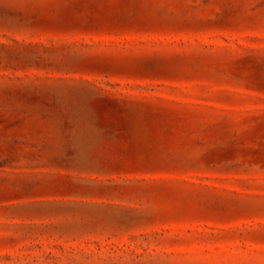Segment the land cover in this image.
Masks as SVG:
<instances>
[{
    "label": "rangeland",
    "instance_id": "rangeland-1",
    "mask_svg": "<svg viewBox=\"0 0 264 264\" xmlns=\"http://www.w3.org/2000/svg\"><path fill=\"white\" fill-rule=\"evenodd\" d=\"M0 264H264V0H0Z\"/></svg>",
    "mask_w": 264,
    "mask_h": 264
}]
</instances>
